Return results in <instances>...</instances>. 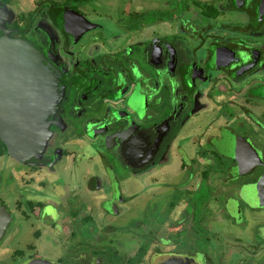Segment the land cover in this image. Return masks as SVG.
<instances>
[{
	"label": "flooded vegetation",
	"instance_id": "flooded-vegetation-1",
	"mask_svg": "<svg viewBox=\"0 0 264 264\" xmlns=\"http://www.w3.org/2000/svg\"><path fill=\"white\" fill-rule=\"evenodd\" d=\"M4 37L48 68L12 95L49 125L12 174L21 199L0 204L2 240L14 213L53 236L52 259L34 242L23 264H264V0H0ZM204 190V250H183L171 236L200 238ZM139 201L146 220L120 224Z\"/></svg>",
	"mask_w": 264,
	"mask_h": 264
},
{
	"label": "water",
	"instance_id": "water-1",
	"mask_svg": "<svg viewBox=\"0 0 264 264\" xmlns=\"http://www.w3.org/2000/svg\"><path fill=\"white\" fill-rule=\"evenodd\" d=\"M44 62V56L28 43L7 37L0 41V139L7 147L8 154L18 162L36 157L45 150L48 143L49 125L46 118L35 113L26 114L18 104L19 99L12 96L19 93V79L26 70L43 69V77H47L48 68ZM4 93L9 94L10 97L6 98L9 101L4 102L1 97ZM62 97L61 91L59 101L56 98L54 102L55 109L61 104ZM9 223V212L1 206L0 242L5 237Z\"/></svg>",
	"mask_w": 264,
	"mask_h": 264
},
{
	"label": "rangeland",
	"instance_id": "rangeland-1",
	"mask_svg": "<svg viewBox=\"0 0 264 264\" xmlns=\"http://www.w3.org/2000/svg\"><path fill=\"white\" fill-rule=\"evenodd\" d=\"M19 167L20 164H18V162L12 159L10 156L0 157V204L5 202L6 205H8L10 211L13 208L14 203L21 199V196L17 194L18 191H12L11 188V185L13 184L12 174H14L16 171H19ZM80 183L81 186L84 185V181H80ZM132 186L134 187V185ZM15 187L16 186H13V188ZM8 188H10L11 191H8V194L5 196L6 189ZM205 193H207V191L204 190L202 194H199L198 199L200 198V202L196 205L195 213L191 215L189 214V217L192 219V221H195L196 225L199 224L197 227L200 238L195 240V242L189 243V239L179 238L174 235L171 236L172 241H175L177 244L180 242L179 246L183 250L191 251L192 246L195 247L194 249H199L201 251L204 250L202 247L203 239L208 235V232L202 228L201 223L209 224L213 216L212 213L217 210L218 207V204L214 203V201H212L208 195L204 197ZM91 200L92 205L91 202H89L87 203V206L91 205L95 212L101 211L102 206L96 200V197L93 196ZM161 200V203H157L158 200L152 201L153 203L159 204L161 209H165L171 203L168 198H162ZM146 201H139L136 203V205H133L132 212L119 219L120 224L125 225L130 220H146L145 215H147L149 212V210L146 211V206H143V203ZM213 208L215 209L213 210ZM14 216L16 219H14L11 223L12 228L7 234L8 238L6 241L2 240L0 242V264H23V251H25L26 254L28 253L26 245L32 244L36 241L34 235L30 233L28 228L23 232V220L18 218L16 213H14ZM69 228L70 226H67L65 229ZM78 236H80V234ZM159 236H162V234ZM126 240L130 239L126 238L124 240V244L127 243ZM53 241V236L45 235L39 242H35V246H37V248L34 254L44 259H52L54 252L57 250ZM166 244H168V242H166Z\"/></svg>",
	"mask_w": 264,
	"mask_h": 264
},
{
	"label": "trees",
	"instance_id": "trees-1",
	"mask_svg": "<svg viewBox=\"0 0 264 264\" xmlns=\"http://www.w3.org/2000/svg\"><path fill=\"white\" fill-rule=\"evenodd\" d=\"M6 153H7V148L0 140V156L5 155Z\"/></svg>",
	"mask_w": 264,
	"mask_h": 264
}]
</instances>
